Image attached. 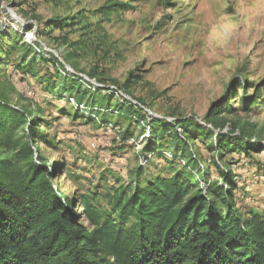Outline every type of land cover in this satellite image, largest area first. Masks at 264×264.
Returning <instances> with one entry per match:
<instances>
[{"label": "trees", "instance_id": "1", "mask_svg": "<svg viewBox=\"0 0 264 264\" xmlns=\"http://www.w3.org/2000/svg\"><path fill=\"white\" fill-rule=\"evenodd\" d=\"M29 1L35 0H12L35 15ZM126 5L107 3L99 14ZM84 17L50 18L42 33L65 42ZM32 29H12L0 18V264H264V209L245 200L249 185L233 164L237 154L258 175L264 170L252 153L260 155L264 144L224 115L236 110L232 94L213 100L202 118L157 116L129 92L132 71L114 86L97 69L88 79L43 47L39 28L27 40ZM14 75L35 80L33 88L40 85L52 98L71 97L68 114L111 129L110 146L118 152L142 136L140 150L153 167L140 160L126 183L108 185L101 175L85 193L63 192L56 180L61 165L42 149L55 144L41 129L49 122L40 107L11 100ZM252 85L251 94L242 85V99L259 112L264 77Z\"/></svg>", "mask_w": 264, "mask_h": 264}, {"label": "rangeland", "instance_id": "2", "mask_svg": "<svg viewBox=\"0 0 264 264\" xmlns=\"http://www.w3.org/2000/svg\"><path fill=\"white\" fill-rule=\"evenodd\" d=\"M115 1L127 5L122 10L99 14L102 5ZM15 2L0 0V18L12 29L18 24L33 25L25 33L27 40L35 37L39 28L43 47L60 60L72 61L86 78L97 69L106 85L114 86L132 71L134 81L129 92L157 116L178 113L202 118L213 100L229 92L236 110L225 111L224 115L264 144V108L259 112L248 110L242 99L245 92L252 93V83L264 77V0L27 2L36 5L35 15ZM81 14H85L84 20L75 25L77 32L65 42L42 33L50 18L78 19ZM86 23L90 26L85 27ZM66 65L71 68L68 62ZM98 76L90 79L95 82ZM12 78L11 100L40 107L42 117L49 122L41 129L47 131L48 139L55 137V144H42V149L50 162L61 165L56 180L63 192L85 193L102 181L101 175L108 185L126 183L140 160L145 169L153 167L146 166L140 150L142 136L135 146L118 152L110 146L111 129L104 130L95 121L79 122L68 114L73 112L71 97L69 102L55 99L49 92L45 94L39 84L34 89L35 80L23 81L17 75ZM261 94L264 96V88ZM45 96L51 105L44 101ZM234 155V168L249 185L244 190L248 195L245 200L259 197L260 192L264 198V171L257 175L250 163L239 161ZM232 156L227 155L226 159ZM252 158L254 163L259 160L260 169L264 170V151L260 155L253 152ZM163 166L164 163L159 164V168ZM236 193L241 195L242 191ZM261 207L264 209V201Z\"/></svg>", "mask_w": 264, "mask_h": 264}, {"label": "crops", "instance_id": "3", "mask_svg": "<svg viewBox=\"0 0 264 264\" xmlns=\"http://www.w3.org/2000/svg\"><path fill=\"white\" fill-rule=\"evenodd\" d=\"M257 192H259V191H257ZM261 194H263V193L260 192L259 193V197H254L252 202L261 205L262 201H264V198L260 197ZM254 199H256V200H254Z\"/></svg>", "mask_w": 264, "mask_h": 264}]
</instances>
